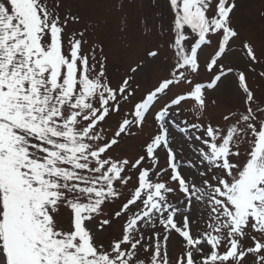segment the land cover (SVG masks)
<instances>
[{"label":"snow or ice","instance_id":"snow-or-ice-1","mask_svg":"<svg viewBox=\"0 0 264 264\" xmlns=\"http://www.w3.org/2000/svg\"><path fill=\"white\" fill-rule=\"evenodd\" d=\"M165 2L163 39L114 82L67 0H0V264H264V96L248 82L264 80V49L240 39L237 0ZM131 7L117 5L122 33L147 25ZM237 42L245 71L223 63ZM162 58L168 75L133 101L142 64ZM230 76L242 108L213 121L209 93ZM184 105L191 122L175 119ZM149 116L142 154L118 155Z\"/></svg>","mask_w":264,"mask_h":264},{"label":"rangeland","instance_id":"rangeland-1","mask_svg":"<svg viewBox=\"0 0 264 264\" xmlns=\"http://www.w3.org/2000/svg\"><path fill=\"white\" fill-rule=\"evenodd\" d=\"M237 2L239 7L234 17V25L240 33V39L251 40L258 51L264 49V18L260 16L261 11H264V0H237ZM119 3L120 0H67L66 4L73 14H79L81 18L79 23L71 24L70 29L86 31L85 39L90 44L103 48V54L108 58L109 75L114 82L119 81L128 73L130 68L136 67L137 63H142L146 51L163 39L156 18L165 14L160 11L163 10L160 6L165 5L166 2L165 0H133L134 7L129 8V12L135 17H143L147 21V25L137 24L134 28H130L127 33L120 31L123 13L117 10ZM146 32H150L151 35H146ZM232 48L233 51L228 54L223 63L232 66L237 72L245 71L248 62L242 45L237 42L232 45ZM211 51V49L205 50L204 59H207ZM204 59L201 60L202 65ZM169 68L170 61L166 58H162L156 63L142 64V68L137 72L132 82L134 87L138 85L133 101L139 100L149 89L156 86L162 77L167 76ZM260 70L261 68L257 67L256 71L259 72ZM192 79L193 83L207 82L209 74L202 67L200 74L193 76ZM248 82L258 97L264 96V80L258 76H250ZM188 87L190 86L183 85L181 89H173V91L187 90ZM168 95L170 96L171 93ZM209 95L218 101V106L209 107L208 116L213 121H218L221 113L228 109L242 108L233 76L225 80L218 91L210 92ZM166 99L167 97L161 100L156 108L158 109L165 103ZM122 108L123 111H128L132 108V104L123 105ZM119 119V116H114L108 122L111 125L109 135L115 131ZM175 119L177 121L187 119L191 122L192 116L188 114V105L182 107L181 115ZM172 129H175V125H172ZM155 130L152 117L149 116L142 132L121 141L116 150L117 154L129 158L142 154L143 144ZM133 131L136 132L137 130L133 128ZM171 135L176 140L174 147L183 146L185 155H187L188 149L192 145H186L183 138L175 130L171 131ZM164 163L165 157L162 155L161 166H164ZM171 199L173 202L180 201L182 195L171 197ZM113 234L106 232L102 239L107 240ZM170 250L173 257L179 251L175 237L170 244Z\"/></svg>","mask_w":264,"mask_h":264},{"label":"trees","instance_id":"trees-1","mask_svg":"<svg viewBox=\"0 0 264 264\" xmlns=\"http://www.w3.org/2000/svg\"><path fill=\"white\" fill-rule=\"evenodd\" d=\"M163 10H160L161 12H164L165 14L163 16H161L160 18H156V23L160 26V28L163 26V25H166L167 24V20H168V16H167V8H166V3L165 5L162 4L160 6ZM159 28V29H160ZM125 140L127 139V137L124 138Z\"/></svg>","mask_w":264,"mask_h":264}]
</instances>
